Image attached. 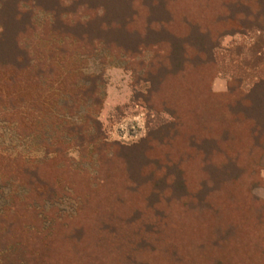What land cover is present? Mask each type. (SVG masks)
Here are the masks:
<instances>
[{"label": "rangeland", "instance_id": "rangeland-1", "mask_svg": "<svg viewBox=\"0 0 264 264\" xmlns=\"http://www.w3.org/2000/svg\"><path fill=\"white\" fill-rule=\"evenodd\" d=\"M199 1L0 0V227L13 223L0 233L19 264H264V153L249 175L215 169L210 134H192H224L220 101L264 80V33L194 30L207 54L185 82L169 67L150 77L137 36L149 25L175 45L162 32L173 6L227 19L223 0ZM223 144L240 151L243 131ZM30 166L52 183L27 185Z\"/></svg>", "mask_w": 264, "mask_h": 264}, {"label": "trees", "instance_id": "trees-1", "mask_svg": "<svg viewBox=\"0 0 264 264\" xmlns=\"http://www.w3.org/2000/svg\"><path fill=\"white\" fill-rule=\"evenodd\" d=\"M202 1L198 2L199 8H201L200 6H202V4L206 5L208 3L206 2L207 0ZM223 2L224 7L221 8L223 9V13L227 12V19L223 20V18L220 16L218 17L217 21H204L203 19H201V14H198V16H194L189 6L183 5L181 7L182 9H178L174 6L169 8L168 11L170 17L166 19L167 21H169L168 23L164 24L167 28H165L164 26L162 28V32H167L169 38L168 41H172V39H174L173 41L175 45L173 46H170V44L168 43V45H160V42L155 41L154 39L150 40V37H152L153 34H159L161 28L158 32H154L155 30L148 25L146 27V39H143L142 35L137 32V36L140 42L139 44L145 41L147 43L146 47H149L150 49L152 48L151 52L153 56L148 63L149 67L147 69L150 77L154 76L165 67H169V71L166 72V77H164V79L169 76H173L175 77V79L185 82L192 74L198 73V69L200 68L198 63L203 64L202 62H204L205 60H196L194 58L199 57V59H201L204 53L207 54V50L202 47H200V49L198 50L192 45V42H194L195 39L192 36L194 30H198V32L202 31L203 34L208 33V37H210V39L213 41L216 38L215 35L219 32V28H221L222 24L229 21L233 26H236V28L240 29L241 27H243L253 32L256 31L260 34L264 33V0L263 3L262 0H223ZM231 5H233V7ZM165 8L167 9V7ZM200 12L201 11L197 13ZM179 31H182L183 36L181 35L178 38L176 32ZM190 36L191 40L189 39ZM177 51H179L180 55H182L179 60L180 66L178 68H172L170 62L175 59V54ZM212 65L213 67H215L214 64ZM209 91L210 95L213 98H220L226 95L214 93L211 89V86L209 87ZM86 93L87 97L89 95L94 96V93ZM229 95L230 97L232 95L233 100L225 102L220 101L221 106H223L224 104V108H226L224 112V134H218L217 131L219 129H215L212 125L207 124H205V126L203 127H196L192 134H196L199 136H201L202 134H210L212 142H214V144L217 146L211 156H204L202 158V162L204 164L210 163V165H213L215 169H219L222 166L228 167L234 165V167L231 166L233 167V169H239L243 172L246 171L249 175L251 171L255 169V165L252 164V161L249 159H251L256 152L264 153V147L261 144L262 136L264 133V80L256 83L246 94L242 91L234 93L233 89L230 90ZM196 107L197 106H192L187 109V111L189 110V116H196V114L200 113L196 109ZM232 127L238 128L239 130L243 131L244 136L245 145H243V148L236 153H234L233 150L223 147V142H225L227 138L230 139V128ZM197 131H199L198 134ZM161 147L164 146L162 145ZM193 150V146H188L185 150V154H190L195 157V152H191ZM242 153L247 155L246 160L243 159ZM159 156H164V154L161 153ZM22 171V175L24 176L23 181L26 182L28 179H30L27 185L31 186L33 184H38L42 188L45 185L49 186L52 183L50 177L43 176L39 172V168L36 166H30ZM242 177L243 176L241 175L240 179ZM33 194L37 195V190L34 191ZM31 197L34 199L36 198L32 194L30 196V199ZM19 209L21 208L19 207ZM14 215L18 216V214ZM20 221L21 219L14 221V223L17 222L18 224ZM12 224L5 228L0 227V230L7 228L8 230H10ZM31 234L35 235V233ZM8 236L11 235H3L2 233H0V264H19L16 251L10 253L4 252V249H7L6 243L9 241ZM203 245L199 248V251H201Z\"/></svg>", "mask_w": 264, "mask_h": 264}]
</instances>
